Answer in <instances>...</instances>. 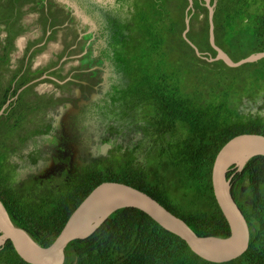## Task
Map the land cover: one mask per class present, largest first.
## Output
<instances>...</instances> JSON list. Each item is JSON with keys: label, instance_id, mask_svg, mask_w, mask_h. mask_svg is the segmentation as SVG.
<instances>
[{"label": "trees", "instance_id": "trees-1", "mask_svg": "<svg viewBox=\"0 0 264 264\" xmlns=\"http://www.w3.org/2000/svg\"><path fill=\"white\" fill-rule=\"evenodd\" d=\"M160 3L157 11L160 8L164 15L156 17L155 42L141 50L146 61L140 57L136 63L129 85L136 92V101L127 106L128 112L139 109L138 114L154 132L148 133L155 137V144L147 162L139 161L142 167L131 174L110 171L89 187L87 178L79 185L60 184L54 190L33 185L14 189L7 174L6 179L0 177V201L11 222L40 247L53 242L70 214L102 182L145 193L199 237L229 235L213 197L210 173L215 155L228 140L240 134L264 136L262 118L246 119L237 110L243 97L240 80L227 77L230 71L250 64L235 69L196 57L181 35L187 0H172L170 7ZM210 5L214 6L215 44L233 61L264 51V0H211ZM188 14L187 39L205 57H213L204 1L192 0ZM248 42L252 46L245 49ZM258 63L263 69L255 80L263 79L260 84L264 86V59L251 65ZM1 136L0 151L5 138ZM226 178L249 229L248 248L240 257L225 263L207 262L146 214L124 208L112 213L88 238L70 242L63 264H264V157L251 158L241 172L232 169ZM31 187L37 192L24 193ZM0 264L27 263L6 241L0 249Z\"/></svg>", "mask_w": 264, "mask_h": 264}, {"label": "flooded vegetation", "instance_id": "flooded-vegetation-1", "mask_svg": "<svg viewBox=\"0 0 264 264\" xmlns=\"http://www.w3.org/2000/svg\"><path fill=\"white\" fill-rule=\"evenodd\" d=\"M160 2L172 4L0 0V177L7 174L11 188L54 190L87 178L89 187L147 162L155 137L127 106L136 101L129 85L136 63L146 61L141 50L155 42L156 17L164 15ZM261 95L241 99L244 118L264 122Z\"/></svg>", "mask_w": 264, "mask_h": 264}, {"label": "water", "instance_id": "water-1", "mask_svg": "<svg viewBox=\"0 0 264 264\" xmlns=\"http://www.w3.org/2000/svg\"><path fill=\"white\" fill-rule=\"evenodd\" d=\"M184 15L183 40L193 49L196 57L207 62L221 61L229 68H238L264 59V51L233 61L215 44L213 13L214 7L205 0L208 9V42L215 51L213 57L205 55L187 39L192 0ZM264 157V136L240 134L228 140L217 152L211 166L210 181L213 197L229 227L226 238L199 237L188 225L177 218L154 199L130 186L102 182L97 185L77 206L66 220L63 228L48 247H40L22 229L11 222L0 201V249L9 241L15 254L27 264H63L64 251L74 240H83L93 234L114 212L124 208L141 211L167 232L180 238L189 250L199 258L211 263H225L240 257L248 248L249 229L240 209L230 193L227 173L235 169L241 172L253 157Z\"/></svg>", "mask_w": 264, "mask_h": 264}, {"label": "rangeland", "instance_id": "rangeland-1", "mask_svg": "<svg viewBox=\"0 0 264 264\" xmlns=\"http://www.w3.org/2000/svg\"><path fill=\"white\" fill-rule=\"evenodd\" d=\"M251 46H252V42H248V43L244 44L245 49H247L248 47H251ZM262 69H263V67L260 68L259 63L256 64L255 66H252L250 64V65H246L244 67H240V69H238L236 71H230L228 73L227 77L239 79L240 83H241V86L239 87L240 92L242 93L241 96L246 97L247 100H251L250 98L254 97L256 95V93H261L263 88H264V86L260 84L261 82H263V79L255 80L256 78L261 76V73H259V71ZM223 81H224V79H223ZM262 93H264V92H262ZM248 96H250V97H248ZM259 98L264 99V96L261 95V96H259ZM263 108L264 107H261V106L259 107V109H263ZM39 109L40 108L38 106L37 110L39 111Z\"/></svg>", "mask_w": 264, "mask_h": 264}, {"label": "clouds", "instance_id": "clouds-1", "mask_svg": "<svg viewBox=\"0 0 264 264\" xmlns=\"http://www.w3.org/2000/svg\"><path fill=\"white\" fill-rule=\"evenodd\" d=\"M210 1L211 0H209V5H210ZM204 4H205V0H204ZM214 7V6H213ZM207 8V7H206ZM214 14V13H213ZM207 16H208V9H207ZM259 62V61H258Z\"/></svg>", "mask_w": 264, "mask_h": 264}]
</instances>
